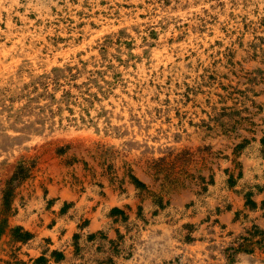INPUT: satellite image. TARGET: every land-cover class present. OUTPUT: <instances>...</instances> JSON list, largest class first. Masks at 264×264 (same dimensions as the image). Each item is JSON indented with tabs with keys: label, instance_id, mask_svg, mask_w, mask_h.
<instances>
[{
	"label": "rangeland",
	"instance_id": "374dc122",
	"mask_svg": "<svg viewBox=\"0 0 264 264\" xmlns=\"http://www.w3.org/2000/svg\"><path fill=\"white\" fill-rule=\"evenodd\" d=\"M15 172L0 264H264V0H0V212Z\"/></svg>",
	"mask_w": 264,
	"mask_h": 264
},
{
	"label": "trees",
	"instance_id": "16d2710c",
	"mask_svg": "<svg viewBox=\"0 0 264 264\" xmlns=\"http://www.w3.org/2000/svg\"><path fill=\"white\" fill-rule=\"evenodd\" d=\"M238 148H241L240 146ZM207 149H197L196 151L192 152L189 149L184 150L174 156H172L171 159H168V157H162L159 160H157L156 162H153L152 165L149 166V168L152 170V172L155 175H160L162 174L163 176V180L168 182L169 184L173 183V182H178L180 180V178L186 174V168L187 166L192 163V162H197L199 160L201 161H205L207 159ZM62 153V152H60ZM200 158V159H199ZM106 172L107 173H114L111 165H108L106 168ZM126 175L129 176L131 182L136 186V194H141L147 187L145 186L144 183L138 181L133 175H131V171L129 169H125ZM227 173V172H226ZM228 178L226 180L223 181V188H226L227 190H231L235 184H236V180L233 177V175L228 174ZM240 177V175H239ZM18 178V172L9 179L6 182V190L4 191V196H3V207L2 210L0 212V214L6 215L7 211L10 208V204H11V198H12V191H13V187H12V183L15 179ZM117 178L112 177L111 180V184L115 183V180ZM199 179L201 180V182H203L204 186H203V190L206 191L207 190V185H215V181L213 180V175H211V178L209 180V182H205L204 178L199 176ZM158 180V179H157ZM119 182V186L117 185L116 188H113L114 191L115 190H120V193H123L124 189L123 187V183H124V177L120 180H118ZM206 186V187H205ZM244 196L246 197L247 201H246V205H250V206H254L255 203L250 199L251 197V193L247 192L244 194ZM158 205L159 207L162 208L161 205V200L159 198L158 201ZM219 211V210H218ZM110 215L112 217H114V221L115 222H120V224H125L126 227H128V223H127V216H125V213L120 210L119 208H113L110 211ZM117 215H121L122 219H120V221L118 220V218L116 217ZM7 227V220L6 219H1L0 220V237L2 235L5 234V230ZM191 226H185V228H190ZM191 232V231H190ZM250 237L246 238V237H242L243 241L242 243L238 246L239 250H244V251H252L250 249V247L252 246L253 242H252V238L254 237V235L252 233H249ZM9 236L11 238V241L14 243H22V244H27L31 239H32V235L28 232V231H24L22 227H17L14 229H10L9 231ZM76 237V236H75ZM185 240L189 241L190 237L187 235L185 237ZM249 247V248H248ZM53 256L55 257V262H59L61 261V259H63L62 254L61 253H57V252H53L52 253ZM39 260H44L43 257H40ZM39 262V261H37Z\"/></svg>",
	"mask_w": 264,
	"mask_h": 264
}]
</instances>
